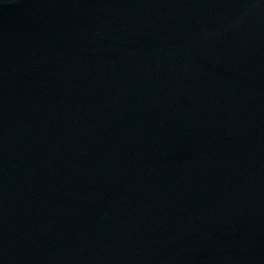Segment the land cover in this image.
I'll use <instances>...</instances> for the list:
<instances>
[{
  "label": "water",
  "instance_id": "95a60500",
  "mask_svg": "<svg viewBox=\"0 0 264 264\" xmlns=\"http://www.w3.org/2000/svg\"><path fill=\"white\" fill-rule=\"evenodd\" d=\"M0 264H264V0H0Z\"/></svg>",
  "mask_w": 264,
  "mask_h": 264
}]
</instances>
